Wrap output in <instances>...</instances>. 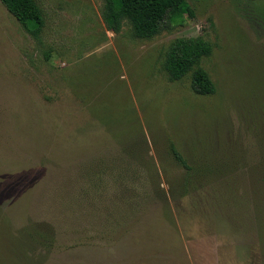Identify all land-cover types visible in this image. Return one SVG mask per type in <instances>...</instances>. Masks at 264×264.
I'll return each instance as SVG.
<instances>
[{
    "label": "rangeland",
    "instance_id": "rangeland-1",
    "mask_svg": "<svg viewBox=\"0 0 264 264\" xmlns=\"http://www.w3.org/2000/svg\"><path fill=\"white\" fill-rule=\"evenodd\" d=\"M35 2L37 39L0 1V264H264V0H186L151 39ZM189 38L211 95L164 70Z\"/></svg>",
    "mask_w": 264,
    "mask_h": 264
},
{
    "label": "trees",
    "instance_id": "trees-1",
    "mask_svg": "<svg viewBox=\"0 0 264 264\" xmlns=\"http://www.w3.org/2000/svg\"><path fill=\"white\" fill-rule=\"evenodd\" d=\"M0 1L21 27L37 39L44 27V20L35 0ZM189 13L190 8L186 0H104L102 18L107 29L110 31L119 32L122 23L127 21L131 26L134 38L151 39L162 31L170 29L172 25ZM33 22L36 24L35 29L30 28ZM211 51V44L201 38L174 40L166 51L164 61V70L169 80L179 81L192 72L190 81L192 91L199 95L213 94L215 88L208 74L200 68L194 69L199 60L209 56ZM176 158L180 163H183L182 165L186 167L185 171L188 173L190 167L185 164L182 157L178 156V154ZM259 168L255 167L253 170L256 173L253 174H257L258 170L264 172V162L261 163ZM193 175L195 174H187L184 177V182L189 187L193 186L195 182L198 184L200 182L201 185V180L204 183L210 182L214 173H204V175L202 174V178L201 175H195L196 177ZM256 176L259 177V180L256 182L257 189H263L264 177ZM186 186L183 185L184 188H187ZM225 192L228 193L227 196L233 194L228 188ZM31 259L38 260L34 256ZM37 262L40 263V261Z\"/></svg>",
    "mask_w": 264,
    "mask_h": 264
}]
</instances>
